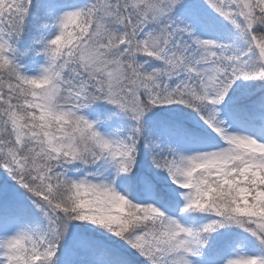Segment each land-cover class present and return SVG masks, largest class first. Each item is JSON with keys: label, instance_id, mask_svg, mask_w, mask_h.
<instances>
[{"label": "snow or ice", "instance_id": "1", "mask_svg": "<svg viewBox=\"0 0 264 264\" xmlns=\"http://www.w3.org/2000/svg\"><path fill=\"white\" fill-rule=\"evenodd\" d=\"M0 264H264V0H0Z\"/></svg>", "mask_w": 264, "mask_h": 264}]
</instances>
